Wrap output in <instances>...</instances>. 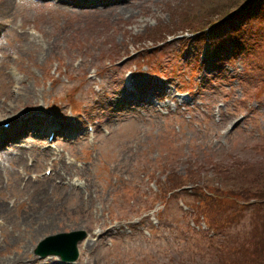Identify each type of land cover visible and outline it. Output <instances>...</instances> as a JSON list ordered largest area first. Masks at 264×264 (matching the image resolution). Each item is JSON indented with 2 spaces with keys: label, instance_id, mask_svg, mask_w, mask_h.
Masks as SVG:
<instances>
[{
  "label": "rangeland",
  "instance_id": "obj_1",
  "mask_svg": "<svg viewBox=\"0 0 264 264\" xmlns=\"http://www.w3.org/2000/svg\"><path fill=\"white\" fill-rule=\"evenodd\" d=\"M115 1L12 0L13 24L0 31V113L33 111L74 125L53 140L45 125L26 133V148L36 137L53 150L43 163L32 148L25 160L0 154V203L9 208L0 212V264H65L37 255L41 246L55 250L59 238L45 241L65 233H85L73 264H239L243 249L255 250L248 236L263 218L251 209L224 217L219 233L197 219L196 205L205 181L218 182L222 172L238 175L248 165V177H264V19L193 37L189 29L210 23L231 0ZM156 95L175 102L152 105ZM9 118L0 117V127ZM62 160L71 195L57 185L28 209L26 196L46 192L38 182L63 169ZM17 191L24 196L14 205ZM43 211L55 225L20 220Z\"/></svg>",
  "mask_w": 264,
  "mask_h": 264
},
{
  "label": "trees",
  "instance_id": "obj_2",
  "mask_svg": "<svg viewBox=\"0 0 264 264\" xmlns=\"http://www.w3.org/2000/svg\"><path fill=\"white\" fill-rule=\"evenodd\" d=\"M223 8H226L224 12L219 13L217 15L218 17L210 21V23L204 22V25L199 28L189 29L193 37L204 36L209 30L217 28L220 24H232L237 19H241L242 21L254 18L264 19V0H231V2L226 3ZM235 33L238 34L239 31L237 30ZM215 34L216 32L213 36ZM250 168L251 167L248 165H243V168L236 169L238 175H235L233 172H231L228 177H224L226 175L225 172L218 175L222 178L232 179V182L222 178H220L218 182H216V180L212 183H209L208 180L205 181L207 187L205 186L203 190H201L203 194L200 196L199 204L196 205L200 211L197 219L199 220L203 217L207 223L219 233L222 228L224 231L225 224H223V220L225 218L230 221V219L236 217L237 220L242 212L248 211V209H251L252 212L255 210L256 213L253 214V217H258L260 215L264 221V184L261 183L264 177L263 174L258 177H248V173H251ZM244 170H247L248 173H243ZM244 176L245 179H243ZM199 179L201 180V178ZM190 180L196 181V179ZM237 182H239L240 185H237ZM183 185H186V183ZM168 191L169 190H166V192ZM255 201L258 205L254 203ZM215 204L219 206L216 207ZM238 205L241 209L238 208ZM257 206L262 207L260 208ZM230 212H234L235 215L229 214ZM218 217L221 220H216ZM199 233L205 239L209 241L212 240L205 233ZM231 233L234 232H230L226 236L227 240ZM231 236L233 235L231 234ZM248 239L249 241L247 242L249 244L253 243L252 245L255 247V250L245 252L243 249V256H245V258H243L239 264H264V224L258 229V225L253 223ZM252 252H254L255 255L251 256L250 253ZM220 253L221 251L216 254ZM230 258H232V255H230Z\"/></svg>",
  "mask_w": 264,
  "mask_h": 264
},
{
  "label": "bare ground",
  "instance_id": "obj_3",
  "mask_svg": "<svg viewBox=\"0 0 264 264\" xmlns=\"http://www.w3.org/2000/svg\"><path fill=\"white\" fill-rule=\"evenodd\" d=\"M0 0V31H5V29L7 28V30L11 29L10 26H12L13 24V20H10L9 17H11L12 15V10H11V4H12V0ZM23 0H20V2ZM86 2H88V0H85ZM15 2V1H14ZM95 4V1H93ZM123 2L121 0H116L115 4ZM83 4L85 5V3L83 2ZM125 4V3H124ZM16 2H15V4ZM122 5V4H119ZM128 7H126L125 9H127ZM122 9V10H125ZM111 10V9H110ZM17 9H14V13H17ZM7 16H3L6 15ZM18 17L15 20V25H17L18 23ZM8 27H10L8 29ZM6 30V31H7ZM30 93V91H29ZM29 93L27 95H29ZM3 116H8L11 117L9 119H7L4 122H11V124L6 128V127H0V154H2V156L8 160V161H12L14 158H19L21 160V158L23 160H25L28 156H32L33 153L31 150H27L25 148H23L20 144L19 145H15L14 147L10 148L8 150V152H3L2 147L4 146H8L12 143H24L26 141V136L29 131H32V129L35 127L30 126V124L28 123L30 120L32 122H34L35 124H38L40 122L43 123V126H47L50 123H54L56 120L54 118H50L47 116H41L39 114H37L36 112L33 114H29V113H25L23 115H20L19 112L14 111L13 113H11L10 115H7V113L1 112L0 113V117ZM69 125H73V121L71 120V118H65L64 119V123H59L58 125H55V129L57 131V133H62V134H67L68 130H69ZM35 129V128H34ZM40 132V129L37 131ZM26 134V135H25ZM38 147L42 148V150L40 151L41 154L43 155L44 158H41V162L46 158H51L53 155V151L51 149H49V147L44 146V142L42 140H38ZM18 162V160H15ZM43 163V162H42ZM54 165H58V163H56L55 161H53ZM61 167L63 169H59L57 171L53 169V172L51 173L52 176L49 177H42L43 179H41L38 183L39 186L43 185L46 188V192L44 190V188H40L37 192V194H28L26 196L25 200H31V202H33V205L30 206L28 209H32L34 207H36L39 203H46L48 201V199L50 198L48 195V191L49 190H53L54 187H56L57 185H60V188L62 191L66 190V197L68 199V197L71 195L72 190L74 189L73 185L70 184L69 182H67V175H68V171H66V167H67V163L65 162V160L61 161ZM4 168V164L2 163V161H0V173L2 171V169ZM74 171V170H73ZM19 177V176H18ZM20 180V177H19ZM20 184V183H19ZM35 184V183H34ZM34 184L32 186H34ZM68 184V185H67ZM18 195L13 194V198H14V205H17L19 200L24 196L23 193H21L20 191H17ZM2 199H6L7 197H1ZM63 194L59 192V194L57 195V200L59 202V205L62 203L63 201ZM0 212L1 213H9V208L5 205V203H0ZM26 214V213H25ZM51 213H47L46 211L41 212L39 214H36L35 212L32 213H27L26 215L21 217V222L23 221V223H28L29 225H33L34 219L37 220H42L44 219V223H49L47 224V228L51 227L52 224L56 223V218H52L53 216L50 215ZM10 221L12 222V224L14 226H18L19 223H16L15 221H13L12 219H10ZM10 222V223H11ZM55 225V224H54ZM42 230V229H41ZM3 233L5 234V230L2 229ZM32 234H35L36 232V228L31 229ZM6 235V234H5ZM44 250H46L47 248H43ZM19 264L18 260L16 258H13L12 262L11 260H8L7 264ZM2 264V263H1Z\"/></svg>",
  "mask_w": 264,
  "mask_h": 264
},
{
  "label": "water",
  "instance_id": "obj_4",
  "mask_svg": "<svg viewBox=\"0 0 264 264\" xmlns=\"http://www.w3.org/2000/svg\"><path fill=\"white\" fill-rule=\"evenodd\" d=\"M59 237H61L60 242H61L62 249L55 251V254L61 255V256L65 257L66 259H68L69 261H75L79 256L78 242L85 237V233H82L81 235L75 236V238H73V240L70 239V237L68 235H65V234L59 235ZM56 238H58V235ZM56 238L49 237L45 242L47 245H49L50 242L53 241L52 239H56ZM47 247L48 246H42V248H47ZM45 252L46 253H52L53 251L47 250Z\"/></svg>",
  "mask_w": 264,
  "mask_h": 264
}]
</instances>
